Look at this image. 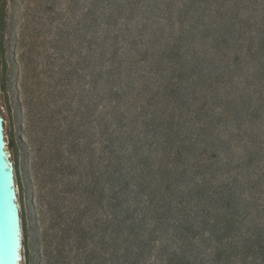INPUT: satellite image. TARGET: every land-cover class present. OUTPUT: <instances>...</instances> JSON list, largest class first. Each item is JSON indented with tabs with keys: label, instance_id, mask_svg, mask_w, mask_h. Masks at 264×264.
Listing matches in <instances>:
<instances>
[{
	"label": "trees",
	"instance_id": "obj_1",
	"mask_svg": "<svg viewBox=\"0 0 264 264\" xmlns=\"http://www.w3.org/2000/svg\"><path fill=\"white\" fill-rule=\"evenodd\" d=\"M229 1L101 0L104 57L110 53L101 74V133L107 134L109 125L114 124L112 142L118 144L112 197L114 264H264V225L257 218H249L253 195L248 199L239 192V180L230 173L227 179L219 178L215 167L222 163L220 156L215 155V161L211 158L212 143L205 138L211 136L214 121L209 120L206 105L196 109L198 118L205 117L195 134L193 127L187 130L185 123L190 122L179 124L175 119L181 98L176 89L170 90L171 84L178 85L174 79L180 84L181 72L187 69L181 40H167L165 50L150 59L146 44L136 40L143 38L145 30L141 27L137 36H130L137 27L138 14L154 11L158 5L170 14L166 18L171 30L169 39H184L197 23L207 20L213 26L218 23V29L222 24L215 19L229 10ZM238 1L252 3L255 10L260 6L264 9V0ZM66 2L38 0L17 37L22 53L15 64L22 67L23 102L35 117L34 128L39 130L34 167L45 264H102L105 237L100 211L104 189L99 147L93 142L86 145L83 131L84 16H80V0H69L63 10ZM212 4L215 9L210 7ZM233 6L237 12L242 9L236 7L237 3ZM6 33L0 12V96L7 103ZM128 36L131 40H125L123 47L122 39ZM253 44L246 46L249 56L264 58V38L256 52ZM222 45L223 41L217 43L219 52ZM164 61L166 68L180 72V76L172 77L159 93L163 105L159 124L152 114L143 121L145 134L151 138L144 145H132L139 115L137 111L132 113L138 102L128 96L134 89L132 73L147 63L162 71ZM127 75L132 79L128 85L123 81ZM139 109L141 115L148 111L145 101ZM257 114L254 110L249 117ZM228 117L225 114L223 120ZM126 120L132 127H125ZM8 146L15 149V141L9 140ZM146 146L155 156L153 160ZM193 151L197 152L195 157H191ZM257 156L250 154L248 165L256 163ZM15 167L21 186L17 161ZM260 180L250 184L249 189L258 187ZM22 220L27 248L29 230L23 211Z\"/></svg>",
	"mask_w": 264,
	"mask_h": 264
},
{
	"label": "rangeland",
	"instance_id": "obj_2",
	"mask_svg": "<svg viewBox=\"0 0 264 264\" xmlns=\"http://www.w3.org/2000/svg\"><path fill=\"white\" fill-rule=\"evenodd\" d=\"M46 1V0H45ZM63 5L66 10L69 0ZM169 1V0H166ZM252 1V0H249ZM262 3L261 0H258ZM232 6L228 11L219 14L216 22L222 24L218 29L216 22H199L193 31H189L184 39H169L170 24L166 18L170 15L166 7L158 5L157 9L148 13L138 14L137 27L132 30V36L138 35V29L142 27L145 34L142 39H136L140 43L146 44V56L150 59L165 50L168 42L181 40V46L184 56V65L187 69L179 73H174L164 61L162 71L159 67H150L140 65L135 73H132L134 79L133 90H129V97H133L137 105L134 106L132 113L137 111L138 123L135 126L134 142L132 145H144L151 138L146 135V128L143 127V121L156 115V125L159 124V116L163 109L162 99L159 93L166 83L172 77L179 75L182 82L173 87L176 89L181 99H179L180 108L177 111L176 121L179 124L183 122L187 125V130L193 127L194 134L199 131L202 125V119L197 117L196 109L205 104L207 115L210 121H214L211 136L208 139L212 150L211 158L215 161L216 156H220L221 164L215 168L219 172V178L227 179L231 174L239 180L236 187L239 192L249 199L253 195V201L250 209L251 219L257 218V221L264 225V71L262 70L264 58L250 57L246 46L254 42V51L258 50L260 41L264 38L262 31V19L264 18V9H254L252 3H242L238 0L229 1ZM38 0H0V12L6 26L5 44L8 54V73L6 76L8 83L7 103L3 96L0 101V110L4 118V128L6 141L14 140L15 149L8 146L12 154L14 163L19 164L21 175V186L17 183L19 192V202L21 204V214L27 223L29 230V240L27 248L22 249V264H45L44 246H43V224L39 223L37 207V193L35 188V167L34 158L37 153L36 140L39 130L34 128L35 117L28 113L24 105L22 67L15 64L20 59L22 47L18 44L19 32L22 25L30 20V14L37 7ZM242 8L240 12L233 9V4ZM215 9L212 4L210 6ZM248 7V8H245ZM247 9L253 11L248 12ZM91 13V14H90ZM83 17L84 36L83 43V131L84 143H96L99 147L98 160L100 163V172L102 176L103 200L101 208V219L104 224L103 236V259L102 264H114V228H113V191H114V172L116 164L117 142L113 144L112 130L115 125H109L107 134L102 136V103H101V74L103 72V63L108 60L110 53L104 57L103 42L101 39L102 18L101 0H80V16ZM132 22L130 25H132ZM123 27V26H122ZM133 28V26H131ZM124 29V27H123ZM141 29V30H142ZM244 31V34H243ZM140 34V33H139ZM209 37V38H208ZM255 37V39H251ZM122 39V45L125 47V40ZM131 40V39H130ZM112 43V40H110ZM224 42L221 52L218 51L217 43ZM109 51L111 48H108ZM123 52L126 50L123 48ZM239 63H238V62ZM197 66L194 70L193 66ZM154 71L152 75L148 72ZM157 71V72H156ZM124 83L132 82L131 77H124ZM175 91V90H174ZM176 93V94H177ZM0 96V97H1ZM152 96L155 99L152 101ZM129 99V98H128ZM147 105V112L140 114V106L143 103ZM257 110L256 117H249L251 113ZM225 114L229 117L223 120ZM217 118H222L217 121ZM251 119V120H250ZM125 127H132L130 120H126ZM198 138V136H194ZM203 137L200 139L204 144ZM106 139V141H105ZM153 141V138H152ZM156 141V140H155ZM99 143V144H98ZM134 143V144H133ZM99 145V146H98ZM155 148V147H154ZM199 148V146H198ZM147 155L153 160L149 148L145 147ZM191 157H195L196 151L192 152ZM258 153L256 163L248 165L246 162L250 154ZM216 155V156H215ZM189 160V159H187ZM227 173V174H226ZM228 173H230L228 175ZM228 175V177H227ZM227 177V178H226ZM260 180L259 186L250 190V184ZM248 191H251L252 193ZM107 225V226H106ZM250 226V224H249ZM247 227V226H246ZM107 229V230H105ZM106 231V232H105Z\"/></svg>",
	"mask_w": 264,
	"mask_h": 264
},
{
	"label": "water",
	"instance_id": "obj_3",
	"mask_svg": "<svg viewBox=\"0 0 264 264\" xmlns=\"http://www.w3.org/2000/svg\"><path fill=\"white\" fill-rule=\"evenodd\" d=\"M18 196L16 167L8 149L0 110V264H22L24 232Z\"/></svg>",
	"mask_w": 264,
	"mask_h": 264
}]
</instances>
